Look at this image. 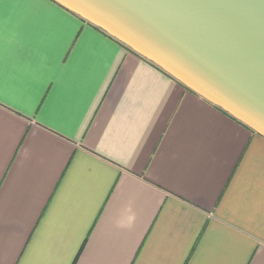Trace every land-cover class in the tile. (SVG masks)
Wrapping results in <instances>:
<instances>
[{"label": "crops", "instance_id": "0c3cea01", "mask_svg": "<svg viewBox=\"0 0 264 264\" xmlns=\"http://www.w3.org/2000/svg\"><path fill=\"white\" fill-rule=\"evenodd\" d=\"M0 13V264H264V137L53 0Z\"/></svg>", "mask_w": 264, "mask_h": 264}, {"label": "water", "instance_id": "95a60500", "mask_svg": "<svg viewBox=\"0 0 264 264\" xmlns=\"http://www.w3.org/2000/svg\"><path fill=\"white\" fill-rule=\"evenodd\" d=\"M264 137V0H53Z\"/></svg>", "mask_w": 264, "mask_h": 264}, {"label": "snow or ice", "instance_id": "6c2138e0", "mask_svg": "<svg viewBox=\"0 0 264 264\" xmlns=\"http://www.w3.org/2000/svg\"><path fill=\"white\" fill-rule=\"evenodd\" d=\"M6 0H0V8L4 5ZM11 2L21 5V6H34V5H40V4H47L51 2V0H11ZM3 15L0 13V34H2L3 31Z\"/></svg>", "mask_w": 264, "mask_h": 264}, {"label": "trees", "instance_id": "16d2710c", "mask_svg": "<svg viewBox=\"0 0 264 264\" xmlns=\"http://www.w3.org/2000/svg\"><path fill=\"white\" fill-rule=\"evenodd\" d=\"M99 29V28H98ZM102 31V30H101ZM105 33V32H104ZM106 34V33H105ZM108 35V34H107ZM111 37V36H110ZM120 43V42H119ZM121 44V43H120ZM121 45H123V44H121ZM124 46V45H123ZM125 48H127L126 46H124ZM128 50H130L129 48H127ZM130 51H132V50H130ZM133 52V51H132ZM142 58V57H141ZM144 59V58H143ZM146 60V59H145ZM147 61V60H146ZM149 62V61H148ZM149 63H151V62H149ZM152 64V63H151ZM154 65V64H153ZM155 66V65H154ZM158 68V67H157ZM161 70V69H160ZM162 71V70H161ZM164 72V71H163ZM165 73V72H164ZM165 74H167V73H165ZM168 75V74H167ZM169 76V75H168ZM171 77V76H170ZM172 78V77H171ZM174 79V78H173ZM178 82V81H177ZM181 84V83H180ZM182 85V84H181ZM186 88V87H185ZM216 107V106H215ZM218 108V107H217ZM219 110H221L223 113H225L226 115H228V116H230L229 114H227L226 112H224L222 109H220V108H218ZM231 117V116H230ZM233 118V117H232ZM234 119V118H233ZM239 122V121H238ZM241 123V122H240ZM244 125V124H243Z\"/></svg>", "mask_w": 264, "mask_h": 264}]
</instances>
